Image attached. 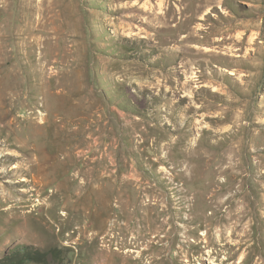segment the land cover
<instances>
[{
    "label": "rangeland",
    "instance_id": "obj_1",
    "mask_svg": "<svg viewBox=\"0 0 264 264\" xmlns=\"http://www.w3.org/2000/svg\"><path fill=\"white\" fill-rule=\"evenodd\" d=\"M20 244L264 264V0H0V257Z\"/></svg>",
    "mask_w": 264,
    "mask_h": 264
},
{
    "label": "trees",
    "instance_id": "obj_2",
    "mask_svg": "<svg viewBox=\"0 0 264 264\" xmlns=\"http://www.w3.org/2000/svg\"><path fill=\"white\" fill-rule=\"evenodd\" d=\"M59 257L56 249L50 251L33 244H20L4 253L0 264H57Z\"/></svg>",
    "mask_w": 264,
    "mask_h": 264
},
{
    "label": "bare ground",
    "instance_id": "obj_3",
    "mask_svg": "<svg viewBox=\"0 0 264 264\" xmlns=\"http://www.w3.org/2000/svg\"><path fill=\"white\" fill-rule=\"evenodd\" d=\"M210 32L208 33V35L205 37L206 40H208V36H209ZM186 36V35H184ZM190 36V35H189ZM12 49V48H11ZM13 50V49H12ZM4 53V52H3ZM157 234V233H156ZM158 236V235H155V237Z\"/></svg>",
    "mask_w": 264,
    "mask_h": 264
}]
</instances>
